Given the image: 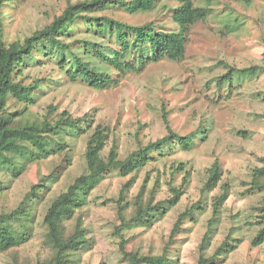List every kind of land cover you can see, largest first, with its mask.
I'll return each instance as SVG.
<instances>
[{
    "label": "rangeland",
    "instance_id": "rangeland-1",
    "mask_svg": "<svg viewBox=\"0 0 264 264\" xmlns=\"http://www.w3.org/2000/svg\"><path fill=\"white\" fill-rule=\"evenodd\" d=\"M68 1L76 0H18L4 5L0 11V43L24 39L44 27L64 10ZM194 3L212 9L207 18L190 27L183 60L164 59L148 64L142 72L124 75L104 65L118 80L104 90L71 82L55 62L33 65L25 69V82L38 78L46 81L42 90L36 91L37 103L31 111L41 115L47 105L54 104L75 115L91 113L97 122L112 127L121 158L167 134L163 106L172 128L181 134L203 125L199 135L208 132L206 141L198 139L191 151L178 148L171 154L169 149L160 160L138 173L137 183L127 193V206L122 211L125 219L135 215L138 195L146 206L153 192L158 201L170 194L172 186L182 183L185 171L174 175L173 162H183L192 171L186 193L165 216L146 217L143 224L122 228L127 250L162 254L178 215L202 200V207L195 212L196 220L187 219L169 244L171 264H198L200 256L210 257L229 233L240 239L238 247L222 255L223 261L218 264H264V244L252 245L260 227L257 207L264 203V192H249L253 169L264 164V0H194ZM178 5V0H161L149 12L133 14L115 9L108 13L130 24L154 21L158 28L172 31L178 28L172 18V9ZM84 31L77 32V36H85ZM109 44L116 47V43ZM219 60L237 68L255 65L258 69L249 74L236 73L235 87L230 90L228 83L222 87L216 84L215 79L228 69ZM86 143V136L72 140L71 165H67L63 152L29 164L15 180L8 169L0 168V184L7 188L0 193V213L17 207L33 184L45 179L49 186L39 191L33 236L15 250L18 262L11 255L0 254V264H35L47 256L42 244L44 214L51 202L85 170ZM215 159L222 164L223 180L214 191L204 194L208 168ZM127 179L114 170L93 190L84 208L91 242L81 264H128L119 249L120 236L115 230L121 223L115 198ZM225 183L230 184L231 193L221 201L208 244L203 245L214 203Z\"/></svg>",
    "mask_w": 264,
    "mask_h": 264
},
{
    "label": "trees",
    "instance_id": "trees-1",
    "mask_svg": "<svg viewBox=\"0 0 264 264\" xmlns=\"http://www.w3.org/2000/svg\"><path fill=\"white\" fill-rule=\"evenodd\" d=\"M14 1L18 0H0V11L4 5ZM160 1H68L64 10L44 27L24 39L8 44L0 43V168L8 169L15 180L27 170L29 164L63 152H66L67 165H71L74 150L72 140L82 136L87 138L85 170L51 202L44 214L42 244L48 254L35 264H81L83 253L91 242L84 208L88 205L93 190L114 170L123 178H128L122 184L119 196L115 198L121 221L115 230L120 236L119 249L128 264H171L169 244L174 241L175 235L187 219L196 220L195 212L202 207V200L193 203L178 215L162 254H142L127 250V239L121 235L124 226L143 224L146 217L165 216L172 207L180 203L192 171L183 162H173L174 175L185 171L182 183L172 186L170 194L158 201H155L153 192L146 206L139 201L138 195L135 215L125 219L122 214L127 206V193L137 183L138 173L151 162L160 160L169 149L171 154L178 148L191 151L197 145L198 139L206 141L208 132L199 135L203 125L188 134H181L172 128L169 113L163 106L162 117L167 134L140 145L121 158L112 127L105 122H97L89 112L80 116L68 109L60 110L58 106L49 104L45 113L32 114L31 107L37 103L36 91L42 90L46 79L38 78L29 83L24 79L26 68L55 62L71 82L104 90L118 83L104 65L111 66L120 75H124L128 72H142L148 64L164 59L173 62L183 60L190 27L196 21L207 18L212 8L197 6L194 0H178L179 5L172 9V18L178 28L172 31L158 28L154 21L130 24L108 13L115 9L133 14L149 12ZM82 30H85V36H77V32ZM109 43H116V47ZM219 62L228 69L215 79L216 84L222 87L228 83L230 90L235 87L236 73L249 74L258 69L255 65L237 68L224 60ZM252 174L249 192H264V164L255 167ZM223 175L222 164L219 159H215L208 168L203 193L218 188ZM4 187L1 183L0 193L7 189ZM43 188H49L45 179L39 184H33L17 207L0 213V254L11 255L15 262L19 260L15 250L33 236L39 191ZM222 189L223 192L216 198L213 214L208 220L203 245L208 244L218 219L221 201L231 193L229 183H225ZM257 212V223L260 227L252 239L254 247L264 244V203L257 207ZM239 241V238H232L229 233L210 257L201 255L198 264H218L223 261L222 255L226 256L237 249Z\"/></svg>",
    "mask_w": 264,
    "mask_h": 264
}]
</instances>
